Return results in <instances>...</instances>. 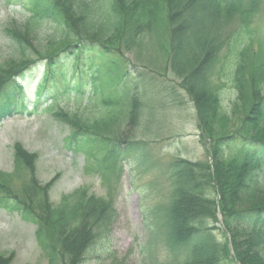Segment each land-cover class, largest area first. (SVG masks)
<instances>
[{
    "label": "trees",
    "instance_id": "obj_1",
    "mask_svg": "<svg viewBox=\"0 0 264 264\" xmlns=\"http://www.w3.org/2000/svg\"><path fill=\"white\" fill-rule=\"evenodd\" d=\"M23 1L28 18L8 34L20 52L30 48L36 59L0 64V120L37 112L42 97L55 100L48 96L52 89L74 91L76 98L87 101L83 111L58 108L50 113L68 127L62 145L84 156L85 169L93 162L94 170L107 179L126 160L144 161L148 143L128 139L124 131L139 118V86L144 87L125 53L142 39L153 40L164 60L183 74L181 87L194 102L202 139L209 141L206 162L179 158L167 164L171 190L161 222L165 246L176 257L181 255L183 264H227L234 259L236 264H264V14L256 21L262 0ZM42 22L52 26L55 37L38 51L32 41L37 43ZM222 49L228 55L219 67L216 59ZM183 50L188 55L179 60ZM39 60L44 61L43 71L28 105L21 79ZM226 77L236 96L224 106ZM231 145L234 152L228 154L225 147ZM14 159L17 169L30 170L32 182L20 194L0 171V209L36 226V240L50 264L57 252L63 257L70 251L73 263L78 262L87 245V235L78 226L94 211L97 199L88 195L86 203H71L78 194L74 192L53 208L46 196L53 181L41 187L34 180L35 154L17 146ZM209 188L218 199H207ZM249 200L259 205L239 208ZM217 208L236 248L234 255L228 242L218 243L207 227L206 219H215ZM9 260L0 255V264Z\"/></svg>",
    "mask_w": 264,
    "mask_h": 264
},
{
    "label": "rangeland",
    "instance_id": "obj_2",
    "mask_svg": "<svg viewBox=\"0 0 264 264\" xmlns=\"http://www.w3.org/2000/svg\"><path fill=\"white\" fill-rule=\"evenodd\" d=\"M25 1L0 0V64L20 58H35L33 50L28 48L24 54L20 52L14 40L10 38L8 29L21 28L26 22L29 12ZM262 12L257 22L264 14ZM215 33L220 34L219 30ZM224 34H221L223 40ZM37 43L32 41L34 49L42 50L53 36L52 26L41 23L36 31ZM57 38V37H56ZM216 41H221L216 39ZM215 44V43H214ZM226 49V48H225ZM222 49L216 59L218 66L224 63L228 52ZM183 53L179 55V60ZM125 59L140 81L139 99L142 101L140 115L132 126L124 131L128 139L134 137L148 143L149 156L138 163L126 160L117 172L108 174L104 179L94 170V163L88 162L85 169L84 156L72 153L64 147L63 139L68 133V127L59 124L51 115V111L64 108L68 111H83L86 99L75 97V92H65L63 89H52L48 96L42 97L37 112L31 114H9L0 120V171L5 173V180L10 188L21 194V189L28 186L30 170L15 167L14 152L19 146L29 154H35L33 160L34 180L44 187L49 182L46 192L47 200L53 208L63 204L62 197L79 192L80 188L87 193L71 197V203H86V196L92 195L98 203L89 216L83 218L78 226L87 237V245L80 260L73 263L75 255L63 257L58 255L52 264H183V257H176L165 246V230L161 229L164 218V206L170 199L171 185L167 174L168 162L179 158L194 162H206L208 139H202L198 127L197 110L194 102L182 86L183 74L175 72L161 54L153 40L142 39L140 44L126 51ZM228 58V57H227ZM178 62L185 67L182 61ZM44 61L39 60L31 70L24 71L25 104H32L35 99V88ZM181 69H184L182 68ZM139 81V78H138ZM222 89V104L235 99V91L230 77L224 80ZM85 98V95L84 97ZM48 108V109H47ZM31 112V110H30ZM228 154L234 152L233 145L225 147ZM132 160V161H131ZM79 190V191H78ZM207 199H218L212 189L206 190ZM34 198V203H39ZM38 205V204H37ZM259 205L257 201H245L240 209ZM213 217L206 219L215 240L222 244L228 242L230 254H236V248L227 227L223 225L222 215L218 208ZM75 222L79 224L80 221ZM75 223V224H76ZM74 224V225H75ZM36 226L23 220L18 213H8L0 209V255L9 258L8 264H50L36 240ZM86 241V239H85ZM240 245V239L237 238ZM71 259V260H70ZM67 261V262H66ZM70 261V262H69ZM76 261V260H75ZM236 262V260L234 259ZM227 264H236V263Z\"/></svg>",
    "mask_w": 264,
    "mask_h": 264
}]
</instances>
